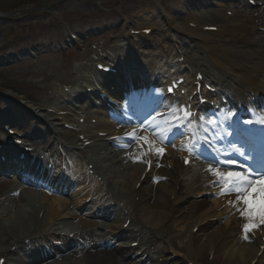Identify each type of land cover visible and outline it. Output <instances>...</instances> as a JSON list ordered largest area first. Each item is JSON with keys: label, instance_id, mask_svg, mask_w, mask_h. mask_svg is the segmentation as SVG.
<instances>
[{"label": "bare ground", "instance_id": "1", "mask_svg": "<svg viewBox=\"0 0 264 264\" xmlns=\"http://www.w3.org/2000/svg\"><path fill=\"white\" fill-rule=\"evenodd\" d=\"M187 5L188 2L184 0L177 1L174 4L172 3L169 8L174 16L172 20L177 19V15H186L187 12L190 11L189 6ZM217 5L219 6L220 4L217 3ZM155 15L156 13L153 10H146L144 12L138 11L135 15V19L139 21V23L150 24L155 22ZM253 27L255 28L256 26ZM178 30L180 31H177L174 34L179 37L181 41L184 37L187 38L188 42L185 44V56L188 60H193L194 67L201 69L200 66L206 64L205 69L215 73L214 78L225 86L236 84L244 91H253L255 94L264 91V41H262L261 33L259 31L254 32L252 30L251 32H248L245 24L239 21H235L229 25H223L218 37H210L205 32L199 31L198 29L187 28L186 26L179 27ZM227 37L234 39V42L226 41ZM237 37L239 38L237 39ZM194 54L197 55L195 60L193 59ZM125 64L121 66L120 70H118L122 74L123 71L130 66L126 62ZM100 74L101 77H99V80L96 82L89 72L84 73L82 70L78 72L79 78L81 80H86V83H89L88 86L92 84L96 85L97 83L105 85L109 83V80L117 78L113 75L104 73ZM127 78L138 79V76L128 75ZM154 108L156 107L151 106L147 109V112ZM98 122L99 128L97 131H107L112 127L106 122V118L102 116H99ZM156 122L160 123L162 127H165L162 125V120ZM152 132L153 127L146 126L145 128H142L141 134H144V136H147L150 138V141H152L153 137L156 138L152 135ZM96 133L88 132V139L91 138L95 141H101V139L97 138ZM178 141L180 140H177V142ZM72 148L75 147L73 146ZM161 158V156H158L149 172L145 174V168L132 160H129L127 164L122 165L120 172L115 169V177L121 179L117 180L119 181V185L124 184L125 181L129 179V193L133 194L136 192L139 196L138 202H127L133 215L136 217L137 221L141 215L139 224L143 228H148L150 231L153 230L157 232L159 231V228H163L168 224L167 218L171 214H175L183 209L188 200L187 195L190 194V192L199 194L204 190V181L206 180L201 176L199 177L198 182H191L187 177V168L183 169L181 167L179 160L175 157V153L170 150V158H174V160H170V165L173 168L167 169L163 167L156 171L161 175L169 177L170 181L160 182L161 184L157 186L151 185L148 182V177L156 170L155 166L161 161ZM77 167L79 168L80 165ZM138 180H142V182L140 187L135 190L134 184ZM255 191L257 192V195L255 196L254 201L262 200V202H264V193L260 192L259 186L256 187ZM71 194L75 196V200L81 199L80 195H83V193L80 194L77 190L72 191ZM22 197V201L26 206L16 209V211L4 221L3 225L6 232H9L11 225H18L22 232H26L27 227L33 224V214L37 216L40 212H43L42 217L45 225L49 226V231L55 230V225L58 224L57 220L59 216L77 217L79 227L75 235L80 238H85L87 246L80 258L81 263L122 264L124 259L130 258L128 256L130 249L126 248L124 243H120L122 247L116 248L106 245L104 242L102 243L99 239H96L93 229L88 228L89 224L92 222H89V220L85 218L78 217L77 209L74 211L69 209V205H71L72 208L76 205L74 202L58 201L57 199L50 200V198H47V196L40 192L22 194ZM155 197H162V201L164 200L166 204H163L162 207L155 206L153 203ZM221 197L227 201L229 199L235 200V195ZM117 200L124 201L119 198H117ZM8 203H12V200L4 199L2 201V204L4 205ZM216 207H219L220 210L217 211ZM256 208L259 210L260 207L257 206ZM220 211L225 215L224 218H219L220 215L218 213ZM189 216L195 221L196 219L199 220V223L195 222V224H198L197 232L194 235L189 232V238L183 242V249L188 255L196 258L194 250L197 248L200 250L206 247L209 249V252H223L228 260H234L240 264H249V261L251 260H255L254 264H264V248L261 250V254L257 256V252L260 251L258 241L243 242L235 237V233L238 229L237 224L241 222L243 223L244 221V218L239 217L238 214L228 215L225 206L220 207L219 203H212L206 200L205 197H202L196 201L194 213ZM211 217H215V221H209L208 219ZM111 230L115 234L119 233L115 221L111 223L110 231ZM71 231L74 232L75 230L70 229L66 233ZM103 231L105 232L103 239L110 240L109 232L105 228ZM148 244H150V242ZM141 248L142 247L137 249V251ZM153 250L155 255L156 253L166 255L164 249L154 247ZM146 252H149V250ZM19 260L23 261L21 258H19ZM179 260L180 259L177 258L176 261ZM69 263L78 264L76 260L69 261ZM182 263H184V261H182Z\"/></svg>", "mask_w": 264, "mask_h": 264}, {"label": "snow or ice", "instance_id": "2", "mask_svg": "<svg viewBox=\"0 0 264 264\" xmlns=\"http://www.w3.org/2000/svg\"><path fill=\"white\" fill-rule=\"evenodd\" d=\"M176 83L174 82L172 87ZM172 87H169V92L172 91ZM203 102L202 98L201 103ZM245 111L249 113V118L241 120L242 114L233 110H217L209 115L194 113L190 110V106L186 105L170 106L171 119L164 120L165 127L156 122V117L145 120L139 127L151 125L152 135L161 143H171L174 132L176 135L187 134L186 140L180 145L181 150L189 154L183 158L184 163L189 164L190 157L210 161L205 171L214 179L210 181L209 186L218 187L219 190L215 193L217 196L235 195V200L229 199L228 204L239 217L245 219L246 222L241 225L242 239L250 240L249 234L260 225H264V203L259 210L253 204L257 195L256 187L259 186L260 192L264 193V137H261L259 149L251 146L254 127L259 125L261 129H264V104H250ZM160 115L162 114H157V116ZM241 125L248 127H241ZM124 135L132 140L142 141L148 146L150 154L156 156L164 154V149L156 147L147 136L137 137L135 129ZM218 142L223 143L217 146ZM120 146L126 147L127 144ZM148 153L134 159L151 164V161L143 159V156Z\"/></svg>", "mask_w": 264, "mask_h": 264}, {"label": "rangeland", "instance_id": "3", "mask_svg": "<svg viewBox=\"0 0 264 264\" xmlns=\"http://www.w3.org/2000/svg\"><path fill=\"white\" fill-rule=\"evenodd\" d=\"M41 1L47 0H24L22 1V5L19 7L29 8L25 12H16L8 14L6 17L0 18V44L4 43L5 45L10 44V50L7 54L0 57V77L4 84H9V88L6 89L11 90L14 94L17 95H28L31 98H35L38 100H51L55 99L51 92L48 91H40L35 87H24V86H16L22 82L24 77L31 75H37V73L43 72L44 74H53L55 77L60 78L62 82L70 84L73 82L74 73L72 70L73 65L71 62L75 59H80L78 55H76L73 51H67L72 49L70 43L64 42L68 37L65 35L63 29L61 28L60 20L66 21L70 27H73L74 30L87 34L91 38H98L99 46L110 48L109 53H106L108 58L115 61L116 53L118 51V47L121 48L119 41L121 38L113 39L109 37V32L118 30L120 27V19L114 20L115 17L119 18V16L115 13V16H110L109 14H97L92 11L90 6L84 0H61L60 2H55L56 0H48L50 1L49 9L45 8L43 11L44 21L46 25H41L40 20H38L37 12L38 8L36 5H39ZM111 0H108L110 2ZM128 2L133 3V1L139 2L141 8L146 6L145 8L156 7L153 0H127ZM170 1V0H168ZM174 1V0H171ZM202 6L206 9L211 5L210 0H200ZM105 5H110V7H114L117 3H108ZM30 4V7H27ZM52 3V4H51ZM35 5V6H34ZM61 5V7H60ZM60 9H75V13L72 15L60 13L58 14ZM61 11V10H59ZM138 11V10H135ZM133 11L129 14L131 18L136 15V12ZM89 12V15H84L83 13ZM58 18V19H57ZM134 20V19H133ZM135 21V20H134ZM133 25H137V21H135ZM33 23V27L26 28V24ZM9 24H15L16 27L9 30L7 26ZM38 30H44L45 33L40 34L36 33ZM28 33L31 35V39H27L22 37L23 33ZM14 37V42H9V38ZM56 38H60L63 41V47H59ZM116 47L113 48V47ZM113 48V50H112ZM37 50L38 56L37 58H31L28 55V50ZM5 51V48L2 50ZM122 51V50H121ZM78 57V58H77ZM77 61V60H76ZM82 66L89 68L86 66L85 62H82ZM75 64V63H74ZM84 67V68H85ZM2 69L5 71L2 72ZM92 70V69H91ZM93 72V71H92ZM14 83V84H13ZM56 95V94H55ZM69 99L67 95L65 97L56 96V104L57 105H67V100ZM4 97L0 94V109L3 112H7L4 114L7 118H11L21 124L23 127L28 128L31 124L28 120L24 122V117L17 118L13 111H10L7 108V104L3 102ZM79 105V103H77ZM83 105V103H82ZM4 237L3 233H0ZM2 240V238H1ZM226 264H235L233 261L226 262Z\"/></svg>", "mask_w": 264, "mask_h": 264}]
</instances>
